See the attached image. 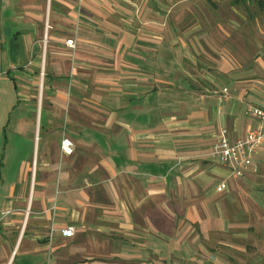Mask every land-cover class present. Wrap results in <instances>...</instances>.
Masks as SVG:
<instances>
[{
	"label": "crops",
	"instance_id": "obj_1",
	"mask_svg": "<svg viewBox=\"0 0 264 264\" xmlns=\"http://www.w3.org/2000/svg\"><path fill=\"white\" fill-rule=\"evenodd\" d=\"M219 6L0 0V264H264V143L241 178L211 157L264 106Z\"/></svg>",
	"mask_w": 264,
	"mask_h": 264
},
{
	"label": "built area",
	"instance_id": "obj_2",
	"mask_svg": "<svg viewBox=\"0 0 264 264\" xmlns=\"http://www.w3.org/2000/svg\"><path fill=\"white\" fill-rule=\"evenodd\" d=\"M66 44L75 47V40L68 39ZM1 75V73H0ZM227 92V89H224ZM245 114L260 119L261 126L250 130L244 138L232 140L226 127H221L216 134V141L211 151L212 160L220 166L229 169L233 177H244L248 170H256L255 154L264 143V106L249 105ZM62 151L70 155L73 152V142L69 138L62 140ZM228 189V181L223 179L216 184V191L222 193ZM74 227L69 226L63 234L70 237L74 234Z\"/></svg>",
	"mask_w": 264,
	"mask_h": 264
},
{
	"label": "rangeland",
	"instance_id": "obj_3",
	"mask_svg": "<svg viewBox=\"0 0 264 264\" xmlns=\"http://www.w3.org/2000/svg\"><path fill=\"white\" fill-rule=\"evenodd\" d=\"M230 1L232 0H225L220 3L217 0V4H220L219 7H221L220 12H223H217V15L214 16L215 20L223 24H235L239 33L235 43L243 46L239 45L237 48L242 51L240 55L243 59L236 64L244 68L254 67L264 79V14L260 11L256 0H239L238 5H234L236 6L234 8H237L240 16L233 13L232 10L226 12V9H229Z\"/></svg>",
	"mask_w": 264,
	"mask_h": 264
},
{
	"label": "trees",
	"instance_id": "obj_4",
	"mask_svg": "<svg viewBox=\"0 0 264 264\" xmlns=\"http://www.w3.org/2000/svg\"><path fill=\"white\" fill-rule=\"evenodd\" d=\"M260 11L264 14V0H256Z\"/></svg>",
	"mask_w": 264,
	"mask_h": 264
}]
</instances>
